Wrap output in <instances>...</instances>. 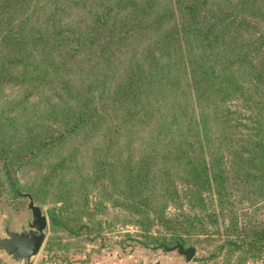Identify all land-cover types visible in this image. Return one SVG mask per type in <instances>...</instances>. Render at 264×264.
<instances>
[{"label":"trees","instance_id":"trees-1","mask_svg":"<svg viewBox=\"0 0 264 264\" xmlns=\"http://www.w3.org/2000/svg\"><path fill=\"white\" fill-rule=\"evenodd\" d=\"M17 170L50 225L88 185L143 247L264 264V0H0V192Z\"/></svg>","mask_w":264,"mask_h":264},{"label":"rangeland","instance_id":"rangeland-1","mask_svg":"<svg viewBox=\"0 0 264 264\" xmlns=\"http://www.w3.org/2000/svg\"><path fill=\"white\" fill-rule=\"evenodd\" d=\"M5 92L12 96L17 91L6 87ZM31 99L34 100V96ZM84 164L87 162L84 161ZM8 177H13L22 191H28L24 190L28 182H35L38 191L32 198L35 203L41 205L46 216V235L33 264H110L111 257L127 258V263L124 264H222L220 256L211 257V247L204 240H186L184 247L191 244L195 248V253L189 261H185L175 250L143 247L139 242L145 239L139 235V227L128 222L125 210L112 206L108 201L110 191L101 205L99 203L94 206V198L97 197L88 185L86 188L76 187L63 193L68 205L67 209L61 212L65 225H50L48 211L60 205V202L55 201L60 198V193L52 186L39 187L35 171H11ZM6 187L4 181H1L0 226L6 217V209L9 210L13 224L17 225L28 215L24 210L26 199L6 195ZM168 211L172 213V208ZM71 229L73 231H70ZM158 230L165 234L161 228ZM160 237L161 235H158V238ZM102 257L103 261H99ZM0 260L11 264L1 255Z\"/></svg>","mask_w":264,"mask_h":264},{"label":"water","instance_id":"water-1","mask_svg":"<svg viewBox=\"0 0 264 264\" xmlns=\"http://www.w3.org/2000/svg\"><path fill=\"white\" fill-rule=\"evenodd\" d=\"M2 179L5 187L10 188L9 180L4 175H2ZM12 183L11 196L26 199L24 210L28 212V215L22 222L14 225L9 210H5L6 217L0 226V255L11 264H33L46 235V216L41 205L35 203L29 193L22 191L16 180H13ZM173 250L182 255L185 261H189L195 253L193 246L184 247L180 243L164 248V251ZM154 264H158V262Z\"/></svg>","mask_w":264,"mask_h":264},{"label":"crops","instance_id":"crops-1","mask_svg":"<svg viewBox=\"0 0 264 264\" xmlns=\"http://www.w3.org/2000/svg\"><path fill=\"white\" fill-rule=\"evenodd\" d=\"M112 259L109 261L110 264H124L127 263V258L120 257V259H116L115 257H111ZM103 257L99 259V261H103ZM106 264V263H104Z\"/></svg>","mask_w":264,"mask_h":264},{"label":"flooded vegetation","instance_id":"flooded-vegetation-1","mask_svg":"<svg viewBox=\"0 0 264 264\" xmlns=\"http://www.w3.org/2000/svg\"><path fill=\"white\" fill-rule=\"evenodd\" d=\"M8 185L10 186V188H7L5 191H6V195L10 196L11 195V192H12V189L11 188H12L13 184L8 183Z\"/></svg>","mask_w":264,"mask_h":264}]
</instances>
